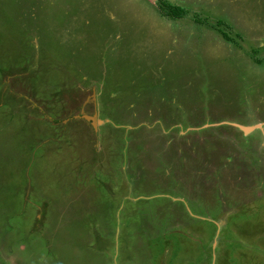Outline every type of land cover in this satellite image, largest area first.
<instances>
[{"label": "rangeland", "instance_id": "rangeland-1", "mask_svg": "<svg viewBox=\"0 0 264 264\" xmlns=\"http://www.w3.org/2000/svg\"><path fill=\"white\" fill-rule=\"evenodd\" d=\"M0 264H264V0H0Z\"/></svg>", "mask_w": 264, "mask_h": 264}, {"label": "trees", "instance_id": "trees-1", "mask_svg": "<svg viewBox=\"0 0 264 264\" xmlns=\"http://www.w3.org/2000/svg\"><path fill=\"white\" fill-rule=\"evenodd\" d=\"M164 3H160L159 6L163 7ZM168 11V16L173 17V18H180L181 15L183 14L182 9L178 8V7H171L169 5L166 6Z\"/></svg>", "mask_w": 264, "mask_h": 264}, {"label": "water", "instance_id": "water-1", "mask_svg": "<svg viewBox=\"0 0 264 264\" xmlns=\"http://www.w3.org/2000/svg\"><path fill=\"white\" fill-rule=\"evenodd\" d=\"M74 118H79V119H82L88 123L91 124V126H94L95 123H96V119H95V116L92 115V116H87V115H81V116H76Z\"/></svg>", "mask_w": 264, "mask_h": 264}, {"label": "flooded vegetation", "instance_id": "flooded-vegetation-1", "mask_svg": "<svg viewBox=\"0 0 264 264\" xmlns=\"http://www.w3.org/2000/svg\"><path fill=\"white\" fill-rule=\"evenodd\" d=\"M78 114H80V113H78Z\"/></svg>", "mask_w": 264, "mask_h": 264}]
</instances>
